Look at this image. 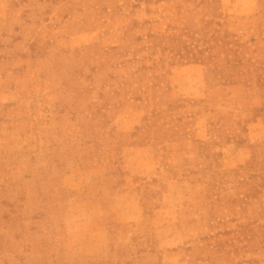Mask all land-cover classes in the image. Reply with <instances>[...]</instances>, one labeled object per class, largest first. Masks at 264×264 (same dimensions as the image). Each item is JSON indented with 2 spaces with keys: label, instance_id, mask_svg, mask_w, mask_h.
I'll list each match as a JSON object with an SVG mask.
<instances>
[{
  "label": "rangeland",
  "instance_id": "374dc122",
  "mask_svg": "<svg viewBox=\"0 0 264 264\" xmlns=\"http://www.w3.org/2000/svg\"><path fill=\"white\" fill-rule=\"evenodd\" d=\"M0 264H264V0H0Z\"/></svg>",
  "mask_w": 264,
  "mask_h": 264
},
{
  "label": "crops",
  "instance_id": "0c3cea01",
  "mask_svg": "<svg viewBox=\"0 0 264 264\" xmlns=\"http://www.w3.org/2000/svg\"><path fill=\"white\" fill-rule=\"evenodd\" d=\"M149 149H150V148H144V149H142V150L135 151V152L126 151L125 154L123 153V159L125 160V162H126V161L131 162V161L133 160V158L136 157V155H137L138 153L148 152ZM128 172H129L130 176H132V177H136V176L139 175L138 172H136V171H134V170H132V169H129ZM140 175H141V174H140Z\"/></svg>",
  "mask_w": 264,
  "mask_h": 264
}]
</instances>
